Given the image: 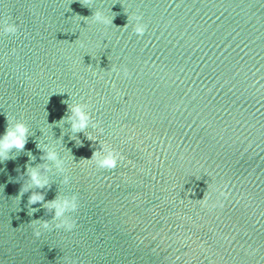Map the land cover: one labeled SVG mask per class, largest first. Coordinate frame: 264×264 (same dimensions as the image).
<instances>
[{
  "label": "water",
  "instance_id": "water-1",
  "mask_svg": "<svg viewBox=\"0 0 264 264\" xmlns=\"http://www.w3.org/2000/svg\"><path fill=\"white\" fill-rule=\"evenodd\" d=\"M0 15L18 26L0 36V135L28 127L0 162V264H264V0H0ZM73 103L96 129L71 131ZM44 144L65 173L19 199ZM103 145L114 170L87 161ZM71 195L74 228L37 238L43 204Z\"/></svg>",
  "mask_w": 264,
  "mask_h": 264
},
{
  "label": "clouds",
  "instance_id": "clouds-1",
  "mask_svg": "<svg viewBox=\"0 0 264 264\" xmlns=\"http://www.w3.org/2000/svg\"><path fill=\"white\" fill-rule=\"evenodd\" d=\"M80 2L82 6L91 7L93 0H80ZM90 18L93 23L105 26L113 23V18L109 19L100 10L95 11ZM131 19H135L136 21L133 28L135 35L137 37L143 36L146 30V25L140 23L141 18L139 16L132 17ZM9 21V17L5 19L0 15V36H15L17 34L18 26ZM127 27L128 24L122 29L126 30ZM123 74L124 76L129 75L127 70H125ZM70 112L71 115L68 116V122L71 124V131L73 133L83 132L90 126L94 129L97 128V125L91 122V117L86 105L73 103ZM8 125L9 126L5 129V132L0 135V162L13 158L10 155L13 153V150H15L16 153L23 151L27 143L28 127L24 122L11 121L8 119ZM98 131L102 132V129H98ZM88 138L92 139L91 136ZM41 150L44 152L43 159L49 163L42 166V168L28 167L26 169L28 181L21 187L20 195L18 196L19 199L30 189L44 188L48 184V179L45 173L49 172L51 167H55L57 171L65 173L66 161L60 156L56 145L44 144ZM121 159L122 157H120L118 153L111 150L108 146L103 145L102 150L100 152H94L91 159L87 161L94 163L99 169L114 170L117 168ZM64 183H69V177L67 175H65ZM206 199L207 197L204 195V198L201 201H206ZM43 201V194L33 191L29 196L28 204L35 205L42 203ZM43 206L52 213V220L51 222H33L34 225H38L39 230L34 231V235L37 238L40 237L42 231H50L53 228L64 229L65 231H71L74 228L75 222L71 220L70 214L75 213L79 207L76 195L60 196L51 202L44 203ZM33 211H35V209H33Z\"/></svg>",
  "mask_w": 264,
  "mask_h": 264
}]
</instances>
